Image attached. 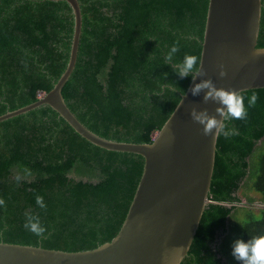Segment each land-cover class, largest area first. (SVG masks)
<instances>
[{
  "label": "trees",
  "instance_id": "obj_1",
  "mask_svg": "<svg viewBox=\"0 0 264 264\" xmlns=\"http://www.w3.org/2000/svg\"><path fill=\"white\" fill-rule=\"evenodd\" d=\"M79 2L78 56L63 89L68 107L105 138L152 142L192 79L181 78L165 54L178 41L173 63L201 56L209 0ZM74 25L66 0H0V115L54 87L70 58ZM257 45L264 47V0ZM253 92L258 100L248 118L229 122L239 134L218 138L209 203L181 264H240L233 242L264 235V88L242 91L246 107ZM143 166L140 154L88 141L49 105L0 122V241L69 251L110 241ZM25 212L41 217L43 236L23 227Z\"/></svg>",
  "mask_w": 264,
  "mask_h": 264
},
{
  "label": "water",
  "instance_id": "obj_2",
  "mask_svg": "<svg viewBox=\"0 0 264 264\" xmlns=\"http://www.w3.org/2000/svg\"><path fill=\"white\" fill-rule=\"evenodd\" d=\"M74 14L67 67L54 87L31 104L0 115V122L49 105L88 141L100 147L144 157L141 178L118 233L93 249L69 251L0 241V264H181L187 256L205 208L215 167L217 140L205 136L190 111L215 113L216 102H203L191 87L211 78L225 89L264 88V54L254 56L261 26L262 0H209L202 42L204 77L197 76L150 143L105 138L88 128L68 107L63 89L77 61L82 33L79 0H66ZM226 75H219L220 66ZM219 118V117H218ZM151 145V147H149Z\"/></svg>",
  "mask_w": 264,
  "mask_h": 264
},
{
  "label": "clouds",
  "instance_id": "obj_3",
  "mask_svg": "<svg viewBox=\"0 0 264 264\" xmlns=\"http://www.w3.org/2000/svg\"><path fill=\"white\" fill-rule=\"evenodd\" d=\"M179 51V42L177 41L165 54V61L172 65L174 71L181 77L191 76L193 80L197 76L204 77L205 70L202 67V59L195 54H185L183 60L179 63H173V57ZM264 53L255 51L254 56H260ZM219 75H226L223 65L220 66ZM193 96L203 94V102H216L219 106L216 107L217 115L209 114L208 110H198L193 106L190 111L191 118L194 122L202 125V132L205 136H211L213 140L219 137L230 138L238 135V130L234 127H229V122L232 120H246L248 118V108L254 107L258 100L255 92L248 98L247 107L245 106V96L241 91L235 89L218 88L211 78L201 79L195 83L191 89ZM219 117V118H218ZM151 147V145H149ZM26 175H31L28 169L24 170ZM21 175L17 174L15 180L17 183L21 181ZM210 197V196H209ZM36 204L41 209H46L47 205L43 196L36 195ZM5 200L0 197V206L5 205ZM209 203V202H208ZM25 222L23 227L36 236H43L47 232V228L41 222V217L32 212H25ZM232 256L240 264H264V235L250 237L247 241L236 239L232 244Z\"/></svg>",
  "mask_w": 264,
  "mask_h": 264
},
{
  "label": "rangeland",
  "instance_id": "obj_4",
  "mask_svg": "<svg viewBox=\"0 0 264 264\" xmlns=\"http://www.w3.org/2000/svg\"><path fill=\"white\" fill-rule=\"evenodd\" d=\"M248 194L251 195V196H253L255 199H258V198H259L258 195L254 194V193H252V192H248ZM243 198L246 199V197H243ZM253 207H254L255 209H257V210H258V208H260V206H259L258 204H256V203L254 204Z\"/></svg>",
  "mask_w": 264,
  "mask_h": 264
}]
</instances>
